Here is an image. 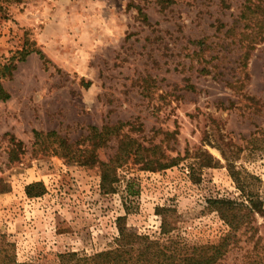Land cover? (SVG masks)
Instances as JSON below:
<instances>
[{
	"label": "rangeland",
	"instance_id": "obj_1",
	"mask_svg": "<svg viewBox=\"0 0 264 264\" xmlns=\"http://www.w3.org/2000/svg\"><path fill=\"white\" fill-rule=\"evenodd\" d=\"M263 11L264 0H23L0 11V67L26 40L46 60H16L2 81L10 98L0 100V234L20 263L112 247L124 205L129 233L163 239L162 212L190 244L218 243L230 230L210 199L247 203L250 194L264 211ZM120 123L100 160L124 136L182 160L162 171L130 162L102 189L99 166L69 161L53 151L55 138L35 134L85 148L92 127ZM34 182L46 193L29 198ZM250 219L220 264L258 253L264 212Z\"/></svg>",
	"mask_w": 264,
	"mask_h": 264
},
{
	"label": "trees",
	"instance_id": "obj_2",
	"mask_svg": "<svg viewBox=\"0 0 264 264\" xmlns=\"http://www.w3.org/2000/svg\"><path fill=\"white\" fill-rule=\"evenodd\" d=\"M22 1L0 0V11L5 13L8 11V5L21 3ZM255 6L259 7L260 5ZM246 12L244 11L243 15H246ZM250 12L253 13V11ZM140 14L147 19L142 11H140ZM34 52L45 60L42 51L32 48L29 40H26L23 48L0 67V100L6 101L10 98V93L4 88L2 81L13 77L17 68L16 60L25 61ZM245 60H247V56L243 57V61ZM125 125V123H120L117 126H104L102 130L92 127L90 141L85 148L69 143L54 131L46 134L35 132V134L36 139H41L44 136L55 138L52 141L53 151L69 161L83 165L99 166L103 171L102 189H105L110 171L126 166L130 162L141 164L142 170L162 171L178 165L182 160L180 156L171 157L166 154L165 149H162L159 144L146 146L130 136L121 138L116 154L108 162L100 160L97 150L106 145L110 139L109 137ZM13 141L16 142V146L19 148L22 146V142L15 141L14 138ZM205 155L208 156V154ZM232 177L236 182L239 181L233 172ZM112 190V192H116L114 188ZM127 192L132 194L130 189ZM45 193L46 188L42 182H34L26 187V194L29 198L41 197ZM246 202L226 197L208 201L209 209L216 211L226 225L230 227V230L221 241L213 244H190L180 237L172 235L175 228L169 222V216L162 212H159V215L161 216L160 234L163 239L152 238L146 234H131L127 230L126 220L128 214L132 212V208L124 205L125 215L117 218L118 236L114 239L112 247L91 254L81 251L64 253L60 255V261L61 264H220L240 241L238 235L243 227L244 229L252 228L251 215L255 213L263 214L264 212L262 203L255 199L253 195L248 194ZM166 210L170 211L172 209ZM253 251L258 252L255 257L243 261L242 264H264V241L261 237L257 239ZM0 264H25L18 261L15 244L8 241L5 234H0Z\"/></svg>",
	"mask_w": 264,
	"mask_h": 264
}]
</instances>
